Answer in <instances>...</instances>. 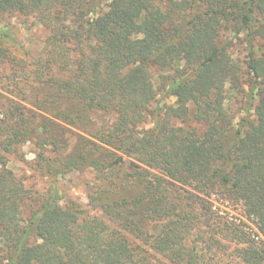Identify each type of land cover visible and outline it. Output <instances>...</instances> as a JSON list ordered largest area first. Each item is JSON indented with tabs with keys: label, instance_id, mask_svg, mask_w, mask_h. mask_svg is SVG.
Listing matches in <instances>:
<instances>
[{
	"label": "trees",
	"instance_id": "obj_1",
	"mask_svg": "<svg viewBox=\"0 0 264 264\" xmlns=\"http://www.w3.org/2000/svg\"><path fill=\"white\" fill-rule=\"evenodd\" d=\"M15 14L50 33L21 68L53 90L35 107L76 127L82 113L56 104L69 99L86 122L113 124L54 161L95 173L92 216L64 205L58 187L25 215L31 197L0 163V264H264V0H0V21ZM157 77L173 104L158 100ZM28 126L0 119V147L27 141ZM117 152L143 167L109 168ZM213 196L242 204L254 234L215 211Z\"/></svg>",
	"mask_w": 264,
	"mask_h": 264
},
{
	"label": "rangeland",
	"instance_id": "obj_2",
	"mask_svg": "<svg viewBox=\"0 0 264 264\" xmlns=\"http://www.w3.org/2000/svg\"><path fill=\"white\" fill-rule=\"evenodd\" d=\"M0 29L8 31L12 37V40L0 38V48L4 49L7 55L6 60L0 59V119L12 124L25 119L30 128L28 140L17 144L12 151L7 152L0 147V163H5L16 178L23 182L31 197L28 205L25 206V215L40 204L43 194L48 189L58 187L64 205L79 208L83 216H92L96 212L88 206V203L89 196L98 188L94 187L95 173L84 164L79 165L78 170L61 173L63 171L54 161L57 158V148L58 156L68 158L79 141L78 136L93 139L99 128L113 124V118L107 114L90 115L92 119L89 120L93 122L88 123L86 122L88 116L79 102L69 99L59 100L56 104L73 116L82 113V121L76 127H71L47 112L46 108L49 104H46L42 110L37 109L35 106L38 97L43 99L42 95H51L53 90L47 85L32 83L28 74L23 75L21 68L25 63H29L28 68L32 69L30 63L39 58L50 33L33 16L19 14L4 17L0 21ZM233 53L240 59L246 57L244 45L238 44ZM160 84L158 77L155 78L158 100L168 105L173 104L175 98H162L164 93L160 89ZM231 105L235 108V113L239 117L242 116L241 105L235 102ZM152 110L160 114L165 110V106L161 105L158 108L155 102ZM154 121V118L151 119L146 127L151 128ZM44 125H48L45 130L42 128ZM48 129L51 132L50 136L47 134ZM2 140L0 134V142ZM56 140L59 141L60 149L50 144ZM43 166L48 170H43ZM142 167L135 156L125 152H117L109 165V168L118 170L122 175L133 173ZM211 202L215 206V211L220 212L221 216L237 222L243 221L247 226L246 230L254 234L255 226L247 220L242 204L226 202L218 196H213ZM259 238L264 242L263 235Z\"/></svg>",
	"mask_w": 264,
	"mask_h": 264
}]
</instances>
